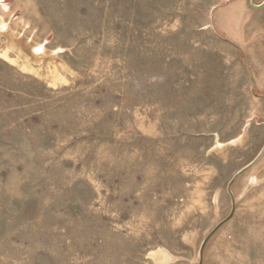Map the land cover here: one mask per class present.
<instances>
[{
	"label": "rangeland",
	"instance_id": "obj_1",
	"mask_svg": "<svg viewBox=\"0 0 264 264\" xmlns=\"http://www.w3.org/2000/svg\"><path fill=\"white\" fill-rule=\"evenodd\" d=\"M0 21V264H264V0H0Z\"/></svg>",
	"mask_w": 264,
	"mask_h": 264
},
{
	"label": "bare ground",
	"instance_id": "obj_2",
	"mask_svg": "<svg viewBox=\"0 0 264 264\" xmlns=\"http://www.w3.org/2000/svg\"><path fill=\"white\" fill-rule=\"evenodd\" d=\"M0 22H2V21H0ZM5 26V25H4ZM3 26V27H4ZM2 27V26H1ZM2 27V28H3ZM1 29V28H0ZM4 29V28H3ZM3 31V30H2ZM5 31V30H4ZM12 33H8L7 35L8 36H10V42H9V49H11V50H13L14 52H16L17 54H18V56H24L25 58H27L28 60H38V61H40V60H42L43 58L42 57H46L47 55H48V51H46L45 49H44V46L43 45H37V46H32V45H30V44H27V43H30L29 42V40L27 39V40H23L22 38H21V36H23V35H20V36H16V35H11ZM15 34V33H14ZM37 51H38V53H37ZM39 52L41 53V54H39ZM53 54H51V56H52ZM54 57V56H53ZM30 58V59H29ZM38 58H40V59H38ZM54 59V58H53ZM51 61H52V59H51ZM54 61V60H53ZM52 61V62H53ZM51 62V63H52ZM54 63V62H53ZM51 65H53V64H51ZM29 66V65H28ZM28 66H26V65H20V67L21 68H23V69H26V70H29V71H31V73H32V70L34 69V68H32V67H28ZM50 67H52V66H50ZM41 70L40 69H37V70H34V72L37 74V75H41V72H40ZM45 77V76H44ZM237 141V139L236 140H232L231 142H229V143H220V142H217V144H216V147L218 148V149H224V148H226V147H228L229 145H231V144H233V143H235Z\"/></svg>",
	"mask_w": 264,
	"mask_h": 264
}]
</instances>
